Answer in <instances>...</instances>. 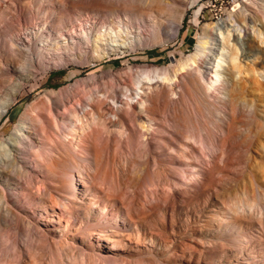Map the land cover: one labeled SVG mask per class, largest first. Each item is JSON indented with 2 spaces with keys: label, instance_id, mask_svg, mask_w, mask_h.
<instances>
[{
  "label": "bare ground",
  "instance_id": "6f19581e",
  "mask_svg": "<svg viewBox=\"0 0 264 264\" xmlns=\"http://www.w3.org/2000/svg\"><path fill=\"white\" fill-rule=\"evenodd\" d=\"M127 1V6L117 7L112 0H91L87 6H82L83 0H0V120L23 89L47 73L54 58L62 64L65 59L101 61L111 52L130 47V24L138 22L146 30L147 20L156 42L166 33L174 38L182 27L187 4L199 0H170L165 4L172 5L171 10L164 5L159 6L160 12L150 9L139 15L133 0L132 4ZM102 5L108 9H99ZM235 8L228 18L203 25L194 52L169 67L150 66L140 69L137 76L130 72L134 77L129 84L125 74H107L115 85L112 88L102 87L97 76L84 80V104L72 86H64L49 89L40 104L29 105L19 125L0 142V243L2 225L15 220L11 203L16 194L25 193L24 188L34 190L31 197L38 194L50 207L58 204L55 194L71 199V193L88 188V175L76 168L81 160L94 167L99 163L98 154L88 158L78 155L86 150L85 139L92 133L98 137V133L105 134L108 140L115 137L121 149L132 152L131 182L138 181L146 167L156 179L178 175L181 170L199 177L203 162L209 172L202 178L205 185L228 182L234 171L245 172L252 164L264 176V164L256 157L264 158V0H242ZM163 10L170 16L168 29ZM97 18L105 21V29L93 34L85 26ZM83 23L78 32L76 25ZM195 23L198 25V18ZM141 30L135 37L139 42L143 40ZM75 97L80 108L69 110L67 104ZM108 106L114 119H109ZM39 108L47 116L38 115ZM62 108L67 111L63 118L66 130L60 133L55 111ZM207 148L212 149L211 154ZM35 151L42 156L45 153L42 160L36 158ZM123 160L119 161L121 170L126 167ZM32 172L53 174L52 186L36 182ZM249 175L254 200L236 206L233 215L253 218L257 214L264 224V186L258 173ZM61 200L62 211L75 207L72 200ZM58 229L61 232L65 227L60 224ZM117 231L115 236L124 235ZM241 237L246 241L248 236ZM103 241L113 246L118 240L106 237ZM254 253L253 257L262 260V253Z\"/></svg>",
  "mask_w": 264,
  "mask_h": 264
},
{
  "label": "rangeland",
  "instance_id": "374dc122",
  "mask_svg": "<svg viewBox=\"0 0 264 264\" xmlns=\"http://www.w3.org/2000/svg\"><path fill=\"white\" fill-rule=\"evenodd\" d=\"M83 1L84 4H80L82 6L91 2ZM113 1L116 6L118 3L117 7L127 6L130 2ZM167 1L171 3L170 0H158L155 4L150 3L151 0H133L134 3L131 0L130 4L137 5L136 13L139 15L150 9L159 10L164 5L165 8ZM240 2L242 0H199L197 4L188 3L178 35L172 38L166 33L160 42L153 40L148 20L146 30L142 24L132 23V35H129L132 41H128L130 47L111 52L101 61L87 63L83 59H65L66 64H62L58 58H54L47 73L39 75L36 81L28 84L0 120V142L19 125L27 107L37 101L40 104L43 94L49 89L72 86V92L84 104L87 96L81 93L85 90L84 84L88 79L101 78L102 87L105 85L112 88L115 86L110 78L112 75L125 74V83L129 84L140 69L153 66L166 68L175 60L185 59L194 52L201 27L228 18ZM102 6L98 8L108 9L105 5ZM167 7L170 10L173 8L172 5ZM163 12L165 22L168 23H165V27L168 29L170 16L168 11ZM196 18L198 25L195 23ZM104 22L100 18L92 19L89 25L77 24L76 30L79 32L81 26H85L96 34L100 29H105ZM141 27L143 40L139 42L135 37ZM119 44L123 42L120 41ZM129 67H133V70L129 71ZM37 82L40 85L34 88L32 85ZM77 98L72 99L66 108L79 109ZM39 109L36 112L38 115L47 116L43 109ZM108 114L111 116H108L109 119H114L111 108ZM55 115L62 133L66 130L64 117L67 116V111L62 108L55 111ZM185 118L188 123L189 118ZM86 119L87 122L91 120L88 117ZM39 127L36 129L42 130ZM98 134L100 138L95 134L97 141L93 133L88 135L86 144L84 143L86 152L84 149L81 153L78 152L79 158L99 155L96 167L81 160L76 168L80 174L85 172L89 177L88 188L83 189L82 193H71V199L55 194L58 200L56 207H50L38 194L31 197L34 190L28 188H24L25 193L16 194L11 203L15 212V224L11 222L2 225L0 264H247V261L264 264V224H261L257 214L253 218L233 215L236 206L254 200L248 184L250 172L258 173L257 179L264 186V176L254 164L245 172L237 169L228 182L216 184L215 187L202 182L208 168L205 162L202 163L205 168L199 177L181 170L178 175L156 179L151 177L152 171L146 167L139 180L131 182L129 171L134 159L132 152L126 147L121 149L117 138L108 140L105 134ZM206 150L208 154L212 153V149ZM34 155L42 160L45 153L42 156L40 151H35ZM256 157L258 162L264 164V158ZM121 158L126 164L125 170L120 169ZM31 174L36 182L46 183L50 187L55 179L51 173ZM90 196H94L93 199H89ZM61 199L72 200L75 207L70 210L71 213L62 211ZM56 213L63 219L55 217ZM221 218H225L222 224ZM59 223L65 227L62 233L58 229ZM117 229L122 230L124 235L115 236ZM72 233H75L74 237ZM241 235H247V240L244 241ZM106 237H113L118 241L112 246L103 241ZM256 251L263 254L262 260H259L260 256L253 257Z\"/></svg>",
  "mask_w": 264,
  "mask_h": 264
}]
</instances>
